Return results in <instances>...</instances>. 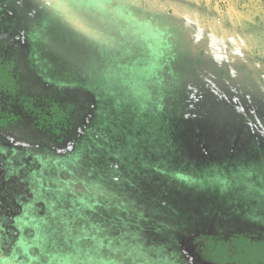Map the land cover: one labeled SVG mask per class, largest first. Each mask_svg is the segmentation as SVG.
Returning <instances> with one entry per match:
<instances>
[{
    "label": "rangeland",
    "instance_id": "374dc122",
    "mask_svg": "<svg viewBox=\"0 0 264 264\" xmlns=\"http://www.w3.org/2000/svg\"><path fill=\"white\" fill-rule=\"evenodd\" d=\"M122 1L0 0V225L32 237L20 264H245L233 237L264 220V94L219 87L191 52L236 43L264 77V0H184L204 46L180 34L165 63Z\"/></svg>",
    "mask_w": 264,
    "mask_h": 264
},
{
    "label": "flooded vegetation",
    "instance_id": "af4514ba",
    "mask_svg": "<svg viewBox=\"0 0 264 264\" xmlns=\"http://www.w3.org/2000/svg\"><path fill=\"white\" fill-rule=\"evenodd\" d=\"M124 1L125 2L123 1L122 2L126 3L129 0H124ZM130 1L134 2V5L136 7L135 6L133 7L137 8L138 10L136 12V15L139 16L140 18H145V20H142L143 22L146 21L149 22V24H142L141 22H139L140 26L136 24V28L138 30L143 29V31L149 33L150 36H153V34L158 30V28L154 26L155 23H153L154 26L153 27L150 22H157L160 20V23L164 24V21H167L169 23L171 22L174 25L173 27H171L172 25L168 24V29L172 28L173 30H176L177 36L179 35L181 37L182 35L181 38H183V36L184 38L188 37V41H190V43L193 44V47L204 46L203 35L202 38L196 40L197 42L195 41V33L197 32V26L195 25V22L189 18V15L186 13V10L182 8L183 4H185L184 0H130ZM164 26L166 27V25ZM64 32H66V30H64ZM30 46H31L30 49H32L34 54L39 52V50H36L35 49L36 47H34V40L30 41ZM239 46L240 45L236 43L235 44L231 43L230 45L227 46L228 49L225 48V46H223V50L221 51L215 45V50H217L219 54L215 53L214 62H212L213 59L211 60L210 57H208L207 55V53L209 52L206 50L208 46H205L206 48H203L204 52L203 51L198 52L196 49H194L196 53L191 52L192 64L194 62L195 64H198L199 61H201L203 65L200 67L201 68L200 71L204 75H209L211 77L215 76V81L222 83V85H220L219 87L228 88L231 90L232 89L238 90L241 91L242 93H247V94L249 93L251 94L256 90H260L264 94V77L262 75H261L262 78L256 76L255 71H251L246 63L243 62L241 63L239 61V58L235 57L237 53L236 50L241 49V47ZM236 60L238 61V64L236 63ZM214 63H215V67H213L212 65ZM182 73H184V71ZM237 221L239 224L241 222L243 223L244 221H246L245 223L247 224L244 223L246 225L244 229L245 232L247 233L245 235L247 239H251V236L254 237L253 234H257V236L255 237L263 238L264 222L262 221L264 220L255 223V226H249V227L248 224L252 223L251 221L248 222L247 219L241 222H239V219ZM261 225H263V227ZM210 230H212V228ZM236 235H241V234H236ZM260 240L264 242L263 239ZM195 241L198 240L196 239ZM191 242L193 246L194 241ZM185 255L187 256L186 264H194L193 255L189 253H185ZM188 258L189 260H191V262L188 260Z\"/></svg>",
    "mask_w": 264,
    "mask_h": 264
},
{
    "label": "trees",
    "instance_id": "16d2710c",
    "mask_svg": "<svg viewBox=\"0 0 264 264\" xmlns=\"http://www.w3.org/2000/svg\"><path fill=\"white\" fill-rule=\"evenodd\" d=\"M123 12L125 14V17L127 15L135 18L137 20V24L140 26L139 22L142 24H149L148 21L143 22L142 20H145V18H140L139 16L136 15L135 10H130L128 6L123 4L122 7ZM162 20V19H161ZM164 21V20H163ZM153 26H156L158 30L153 34L155 37L154 41L150 43V46L153 50V56L155 59H163L165 63V60L167 61H172L176 62L179 58V51H170L169 52V45H167V41H170V43H175L176 44V39L177 38V33L176 30H173L172 28L168 29V24L174 25L170 22L164 21V24L160 23V20L157 22H150ZM136 24V23H135ZM134 25V24H133ZM166 25V27L164 26ZM153 26V27H154ZM140 31H143L142 29H139ZM165 38L167 40H165ZM157 40V41H156ZM141 43H146V41H142ZM149 46V47H150ZM171 49V48H170ZM149 51V49H148ZM169 68H174L173 66H167L165 67L166 70ZM178 70V68H177ZM3 175V174H2ZM3 183L1 184L2 187H6V182L2 181ZM8 194V193H7ZM1 201V200H0ZM2 203V201H1ZM0 210H2L0 208ZM10 215V214H9ZM14 219H22L24 217L23 211L21 213L14 214ZM29 225H27L28 230L34 229V220L28 221ZM4 225H0V256L3 258H0V264H20L24 259L25 255H27L28 252H25L26 248H29L30 246L27 244V247L24 245V243H29V241L32 240V237L27 238L26 241L23 240L21 237L22 235V230L23 227L21 224H16L14 223V227L19 231V234L17 239H14L10 234L12 233V230L6 228V223H3ZM32 224V225H31ZM26 228V227H25ZM233 241L239 243L242 242L243 248L239 247L238 251V256L235 259L241 260V262H244L245 264H264V242H250L247 238H243L241 236H235L233 237ZM30 244V243H29ZM26 247V248H25ZM10 248V253L13 251L15 254L14 255H8L4 256V253L7 251V249ZM48 258L50 256H47Z\"/></svg>",
    "mask_w": 264,
    "mask_h": 264
},
{
    "label": "snow or ice",
    "instance_id": "6c2138e0",
    "mask_svg": "<svg viewBox=\"0 0 264 264\" xmlns=\"http://www.w3.org/2000/svg\"><path fill=\"white\" fill-rule=\"evenodd\" d=\"M54 6H55L56 8H58V9H60V8L63 7V5H61V4H59V3L55 4Z\"/></svg>",
    "mask_w": 264,
    "mask_h": 264
}]
</instances>
